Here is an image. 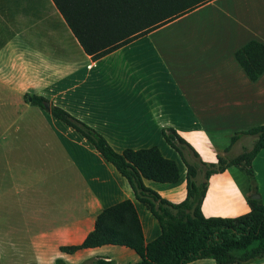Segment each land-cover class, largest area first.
Returning <instances> with one entry per match:
<instances>
[{
    "label": "crops",
    "instance_id": "obj_1",
    "mask_svg": "<svg viewBox=\"0 0 264 264\" xmlns=\"http://www.w3.org/2000/svg\"><path fill=\"white\" fill-rule=\"evenodd\" d=\"M38 2H42V9L36 11ZM233 22L230 35L182 33L175 37V43L172 37H165L162 43L149 50L135 51L123 64L129 70L123 71L126 78L122 77V71L115 73L113 68L105 67L85 93L74 95L68 101L65 92L72 86L58 91V83L71 85L85 69L88 71L83 82H88L91 70L98 66L100 59L118 53L136 39L94 60L84 51L53 0H0V99L5 105L19 106L24 104V95L28 93L43 96L51 105L66 108L74 101L78 105L75 114L82 119L94 116L102 122L103 130L100 131L118 152L126 148L157 146L169 158L173 147L165 141L163 132L173 129L193 147L194 150L186 147L190 156L196 151L202 160L217 162L218 154L230 152V149L226 150L229 144L213 138L212 132L220 129L217 123L242 120V113L250 101L264 102V73L256 80L250 79L235 56L236 51L250 40L264 43V22L254 27L238 20ZM115 77L119 81L113 82L111 88L109 78ZM94 85L101 86L96 98L90 92ZM46 116L51 118L53 115ZM36 120L32 115L28 122ZM54 134L68 140L60 149H49L44 163L35 165L34 159L27 158L32 153L27 147H22V151L18 149L22 156L16 159L17 167L34 171L33 178L27 181H66L64 189H59L57 182L48 191L49 202H54L53 212L50 210L53 218L46 228L31 232L33 249L60 250L61 246L82 243L94 229L98 214L126 199L136 206L146 243L161 234L157 218L136 198L127 178L85 137L80 133V136L74 135L72 131ZM242 136L247 134H242L232 146ZM253 163L255 169L259 168L256 171L260 176L259 173L264 172V149ZM230 168L213 174L208 181L202 204L207 217H237L248 213L251 210L248 197L253 193H260L259 200L264 203V181H256L257 192L249 191L227 179ZM144 181L174 203L187 196L186 165L184 169L180 168L177 183ZM107 246H111L114 255L102 254L96 256L97 259L106 257L116 263L127 257L134 263L140 259L134 250L117 245L82 249L74 254L58 253L57 256L80 261L84 255L90 256ZM188 264H216V261L204 258ZM243 264H264V257Z\"/></svg>",
    "mask_w": 264,
    "mask_h": 264
},
{
    "label": "trees",
    "instance_id": "obj_2",
    "mask_svg": "<svg viewBox=\"0 0 264 264\" xmlns=\"http://www.w3.org/2000/svg\"><path fill=\"white\" fill-rule=\"evenodd\" d=\"M84 51L98 60L133 40L211 0H53ZM235 56L252 80L264 73V43L253 39ZM32 102L43 108L48 99L33 95ZM54 117L78 131L129 181L136 198L147 205L161 226V234L146 243L134 202L123 200L106 207L97 216L94 229L77 245L61 246L74 254L79 250L105 245L125 246L140 257L135 263H116L99 257L97 264H188L212 258L216 264H243L264 257V203L248 197L251 210L237 217L210 216L202 211L210 177L232 166L245 167L254 179L253 161L264 149V124L236 133L255 137L251 149L234 157L218 154L217 162L191 161L184 149L191 145L175 130L164 131L166 141L178 150L187 166V196L174 203L148 187L144 179L177 183L180 167L159 147L116 151L106 137L66 109L52 105ZM193 149V147H191ZM227 147L226 150H229ZM194 150V149H193ZM249 191L257 192L255 181Z\"/></svg>",
    "mask_w": 264,
    "mask_h": 264
},
{
    "label": "rangeland",
    "instance_id": "obj_3",
    "mask_svg": "<svg viewBox=\"0 0 264 264\" xmlns=\"http://www.w3.org/2000/svg\"><path fill=\"white\" fill-rule=\"evenodd\" d=\"M41 5L42 2L37 3L36 11L42 9ZM237 20L241 24L252 27L259 26L264 22V0H214L194 13L175 19L137 38L134 43L118 53L100 59L98 66L91 70V78L88 82H83L85 78L83 76L88 71L85 69L83 75L72 80L71 85L58 83L57 90L61 91L72 86L71 90L68 89L65 92L69 101L74 95L79 96L85 93L89 89V85L94 82V77L105 67L113 68L115 73L122 71V77L126 78L124 72H129V70L123 64L135 51L149 50L154 45L162 43L165 37H172L171 40L175 43V37L182 33L230 35V27L234 23L233 21ZM238 27L241 33V27ZM172 49H175L174 45H172ZM85 67L87 68V64ZM118 81L117 77L109 78L108 85L112 88L113 82ZM100 90L101 86H92L90 91L92 97L96 98ZM32 96V94H25L24 104L19 106L5 105L0 99V264H97L96 256L114 255L113 250L109 248L111 246H107L102 251L93 252L90 256L84 255L80 261H75L74 258L68 256H66L68 260L57 256L58 253H68L60 250H35L31 244V232L46 228L53 218L51 212L54 210L52 208L54 202H49L51 197L48 191L53 189V184L57 182L59 189H64L66 181H27L33 178L34 171L31 168L21 169L16 166L17 156H22L18 149L22 151V147H27L30 150L29 153L32 151L27 158L34 159L35 165H39L46 161L49 149H60L63 142L68 140L63 136L57 138L54 133L72 131L74 135L80 136L78 132L54 116L45 118L44 116L51 113L50 101L48 100L47 103L49 109L43 108L34 104L32 99L30 101ZM72 104L74 107L73 105L69 108L62 107L73 116L80 118L75 114L78 105L74 104V101ZM32 115H35L37 119L34 123L28 122ZM242 116V120L239 121L226 120L217 123L220 129H216L218 131L215 130V133L212 132L214 139L229 144L230 152L224 154L228 158L237 156L253 147L255 138L252 135L242 136L241 140L233 146L232 138L236 133L263 124L261 122H264V102L253 99L245 107ZM84 118L81 117L80 120L102 133L100 131L103 130L102 122L97 121L94 116H85ZM128 140L133 141L135 138H128ZM169 148L171 149V146ZM184 150V155L191 161H199L194 155L190 156L186 148ZM168 156L177 161L180 168H185V160L178 150L173 148L172 154ZM252 166L255 174L254 179L248 174L245 167L236 165L228 170L227 179L236 181L243 188L251 186V181H255V184L256 181H264V172L259 173L260 176H258L259 168L255 169L254 163ZM2 179L6 181H2ZM63 203L64 201L58 205ZM50 210L52 211L50 212ZM119 262L134 263L129 257Z\"/></svg>",
    "mask_w": 264,
    "mask_h": 264
},
{
    "label": "water",
    "instance_id": "obj_4",
    "mask_svg": "<svg viewBox=\"0 0 264 264\" xmlns=\"http://www.w3.org/2000/svg\"><path fill=\"white\" fill-rule=\"evenodd\" d=\"M45 107H47L49 109V105L47 103L45 104ZM251 198L259 199V198H261V194L253 193V194H251Z\"/></svg>",
    "mask_w": 264,
    "mask_h": 264
}]
</instances>
